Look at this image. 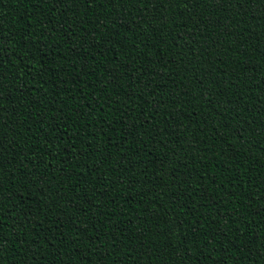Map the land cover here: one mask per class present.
I'll return each mask as SVG.
<instances>
[{"label":"trees","instance_id":"obj_1","mask_svg":"<svg viewBox=\"0 0 264 264\" xmlns=\"http://www.w3.org/2000/svg\"><path fill=\"white\" fill-rule=\"evenodd\" d=\"M0 264H264V0H0Z\"/></svg>","mask_w":264,"mask_h":264}]
</instances>
